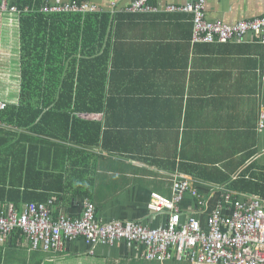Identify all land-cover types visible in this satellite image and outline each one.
I'll return each mask as SVG.
<instances>
[{"label": "crops", "instance_id": "1", "mask_svg": "<svg viewBox=\"0 0 264 264\" xmlns=\"http://www.w3.org/2000/svg\"><path fill=\"white\" fill-rule=\"evenodd\" d=\"M132 1L89 0L97 11L113 16L109 37L102 39L101 47L99 42L96 51L74 57L88 61L82 69L86 79L76 89L81 110L74 118L86 121V127H99L98 144L81 146L0 123L1 132L13 134V150L8 146L6 154L9 160L22 156L18 160L24 165L30 146L37 145L36 163L62 173L64 185L66 179L74 182L57 194L52 205L48 198L38 203L50 206L53 216L76 219L89 201L99 222H133L154 229L166 217L150 212L151 197L171 200L174 178L188 180L206 197L208 213L221 200V190H228L244 170L250 169L246 179L264 189V131L258 130L264 108V35L247 34L228 43H194L192 15L166 10L193 0H150L157 8L154 13L120 15ZM204 11L209 22L234 25L263 17L264 0H205ZM18 19L15 14L0 15V78L6 86L1 87L6 93L0 97L12 99L0 102L15 106L20 89ZM10 78L12 83L7 82ZM78 87L84 92H78ZM76 153L88 159L75 170L68 169L70 161L77 160ZM56 184L62 185L46 180L43 187L57 190ZM1 187L0 204L17 213L31 201L24 197L23 188L9 193ZM228 191L239 200L247 196ZM196 206L186 195L177 208L198 212ZM2 252L1 264H158L144 258L142 245L125 241L98 245L88 254V247L77 239L51 255L30 251L25 241L10 236ZM170 254L163 264H190Z\"/></svg>", "mask_w": 264, "mask_h": 264}, {"label": "built area", "instance_id": "2", "mask_svg": "<svg viewBox=\"0 0 264 264\" xmlns=\"http://www.w3.org/2000/svg\"><path fill=\"white\" fill-rule=\"evenodd\" d=\"M204 1L166 7L167 11L192 15L194 43H228L239 41L247 34L264 35V16L234 25L209 22L205 19ZM156 9L149 0H133L124 11L154 13ZM41 11L90 13L97 9L89 0H82L80 4L46 2ZM19 13L9 0H0V15L19 16ZM5 107V103L0 102V112ZM258 130L264 131V108L259 114ZM172 181L171 200L159 195L151 197L150 212L166 217L163 224L154 229L133 222H99L95 219L94 205L88 201L76 219L64 215L54 218L50 208L42 203L26 204L19 213L5 203L0 204V246L15 229H20L33 250L44 252L58 251L64 240L80 238L88 247V254L98 245H112L117 241L144 245V258L158 264L169 259L171 252L177 259H185L190 264H264L263 198L243 196L239 200L228 190H221V200L208 213L204 208L206 197L188 180L177 177ZM186 195L196 201L198 212H181L177 208ZM200 214L204 217L203 223Z\"/></svg>", "mask_w": 264, "mask_h": 264}, {"label": "trees", "instance_id": "3", "mask_svg": "<svg viewBox=\"0 0 264 264\" xmlns=\"http://www.w3.org/2000/svg\"><path fill=\"white\" fill-rule=\"evenodd\" d=\"M44 1L50 2L49 0H17L16 3L10 1L20 12L18 19L20 41L19 103L16 106L6 105L5 109L0 112V123L81 146L96 145L100 139L99 127L91 124H87L86 127V121L74 118L75 112L81 110L78 104L79 93H76V89L78 84L83 83L86 79L87 75L82 69L85 70L84 65L88 62L84 58L77 61L74 57L77 53L82 55L88 51H96L99 42L101 47L102 39L109 37L113 16L99 11L44 13L41 11ZM72 1L79 4L82 2V0ZM128 13L123 11L120 15ZM78 92L84 91L78 87ZM0 135V153L5 154L0 156V188H2L1 186L7 187L9 193L23 188L24 197L26 196V199L31 200L29 203H38L44 202L47 198L56 200L57 194L73 185L74 182L70 179H66L64 185L62 173L41 168L39 163H36L38 158L36 153L39 149L37 145L30 146L29 159L27 155L28 161L24 162V165L23 160H18L23 158L22 156L10 157L9 160L6 154L8 146L10 150H13V134L0 131ZM70 153L71 150H68L64 154L67 163L68 159H71ZM76 155H78L77 160L70 161L68 169L75 170L78 166L86 163L88 159L86 155L82 153H76ZM249 170L242 171L241 176L235 179L231 185H228V190H236L251 197L253 195L249 194H257L264 198V194H262L264 189L261 185L246 179L245 176ZM24 174L25 178L23 179ZM42 175H44L42 179L45 180H41L40 184ZM46 180L50 183H62V185L56 184L57 190L54 188L44 189ZM41 190L45 193H38ZM53 192L56 196L53 194L49 197L48 194ZM54 202L52 201L51 205ZM58 216L59 214L53 217L57 218ZM10 236L14 240L25 241L30 251H40L51 255L60 252L64 243L70 242L64 240L61 249L58 251L44 252L41 249L33 250L20 229H15ZM5 244L0 246V264L3 256L2 249ZM142 246L145 251L146 247Z\"/></svg>", "mask_w": 264, "mask_h": 264}, {"label": "rangeland", "instance_id": "4", "mask_svg": "<svg viewBox=\"0 0 264 264\" xmlns=\"http://www.w3.org/2000/svg\"><path fill=\"white\" fill-rule=\"evenodd\" d=\"M12 81L13 80L10 78L7 82L12 83ZM2 82H5V81H3V78H0V94H5L6 92L1 91L2 88L3 89H6V86L4 84H2ZM0 100H12V99H10V98L5 99V98L0 97ZM15 264H21V263L20 262H17Z\"/></svg>", "mask_w": 264, "mask_h": 264}, {"label": "clouds", "instance_id": "5", "mask_svg": "<svg viewBox=\"0 0 264 264\" xmlns=\"http://www.w3.org/2000/svg\"><path fill=\"white\" fill-rule=\"evenodd\" d=\"M14 231H15V230H14ZM14 231H13V232H14ZM13 232H12V233H13Z\"/></svg>", "mask_w": 264, "mask_h": 264}]
</instances>
